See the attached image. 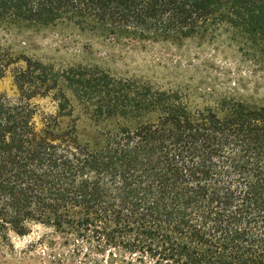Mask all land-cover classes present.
<instances>
[{
  "label": "trees",
  "instance_id": "16d2710c",
  "mask_svg": "<svg viewBox=\"0 0 264 264\" xmlns=\"http://www.w3.org/2000/svg\"><path fill=\"white\" fill-rule=\"evenodd\" d=\"M60 24L176 45L225 28L264 64V0H0V29ZM11 70L17 96L0 93L2 242L42 226L97 264H264V105L230 96L195 109L179 91L0 43V81ZM37 98L57 113L38 122ZM74 100L103 125L93 137Z\"/></svg>",
  "mask_w": 264,
  "mask_h": 264
},
{
  "label": "rangeland",
  "instance_id": "374dc122",
  "mask_svg": "<svg viewBox=\"0 0 264 264\" xmlns=\"http://www.w3.org/2000/svg\"><path fill=\"white\" fill-rule=\"evenodd\" d=\"M0 43L14 56L33 57L58 68L98 66L118 78L140 79L164 90L179 91L195 109L215 107L220 99L230 96L264 105V64L241 51L225 28L211 39L176 45L90 38L72 25L60 24L41 29H0ZM0 93L17 96L12 70L0 81ZM33 102L39 107L38 122L44 114L57 113L51 98ZM74 102L79 131L93 137L103 125L82 115ZM62 121L70 123L67 118ZM73 243L65 244L64 237L36 226L26 237L13 236L7 243L0 240V264H97L81 256Z\"/></svg>",
  "mask_w": 264,
  "mask_h": 264
}]
</instances>
